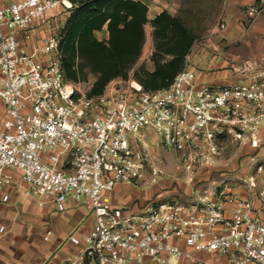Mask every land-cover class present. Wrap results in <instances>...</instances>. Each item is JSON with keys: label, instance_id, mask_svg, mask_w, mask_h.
I'll return each mask as SVG.
<instances>
[{"label": "built area", "instance_id": "2783aa9c", "mask_svg": "<svg viewBox=\"0 0 264 264\" xmlns=\"http://www.w3.org/2000/svg\"><path fill=\"white\" fill-rule=\"evenodd\" d=\"M72 8L69 0H0V102L7 110L0 119V189L18 177L41 207L86 206L95 217L84 239L86 264H179L196 253L264 264L262 210L215 167L230 149L245 148L244 156L258 160L257 173L264 172V62L222 84L185 66L158 91L116 79L88 98L61 68L60 32ZM262 15L264 0L248 4V27ZM40 28L47 31L42 43L28 49ZM157 147L177 153L196 194L113 207L107 195L118 185L162 181ZM256 176L237 179L256 189ZM257 196L264 206V189Z\"/></svg>", "mask_w": 264, "mask_h": 264}, {"label": "crops", "instance_id": "0c3cea01", "mask_svg": "<svg viewBox=\"0 0 264 264\" xmlns=\"http://www.w3.org/2000/svg\"><path fill=\"white\" fill-rule=\"evenodd\" d=\"M141 1L148 5L150 19L165 10L174 16L181 14L183 0ZM46 34V29H38L28 49L40 45ZM96 36L100 40L107 39L109 36L107 27L97 31ZM154 51L153 27L148 24L145 45L135 68L145 64L149 70H154V64L151 61ZM192 51L187 56V64ZM198 76L205 82H216L212 80L211 74L202 72ZM6 116L7 110L0 102V119ZM256 175L258 188L251 189L239 182L236 177L233 181L238 183L233 191L242 198L253 200L255 208L262 210L260 215H263L264 206L259 201L257 193L259 189H264V172ZM185 184L177 186L170 178L155 186L144 188L120 184L107 196L115 208L143 207L154 198L193 196L196 193L195 190ZM226 215L231 216L230 209L227 210ZM94 225L95 217L84 205L70 202L65 211L57 210L52 203L43 207L39 206L34 198L24 193L20 179L17 177L13 185L0 189V264H86L84 239ZM73 237L78 238L80 243H74ZM145 264L156 263L147 261ZM179 264L229 263L227 257L222 254L196 253L195 258L181 260Z\"/></svg>", "mask_w": 264, "mask_h": 264}, {"label": "trees", "instance_id": "16d2710c", "mask_svg": "<svg viewBox=\"0 0 264 264\" xmlns=\"http://www.w3.org/2000/svg\"><path fill=\"white\" fill-rule=\"evenodd\" d=\"M69 1L73 8L60 32L61 68L67 82L90 86L88 98L104 94L116 79L133 78L145 90L158 91L169 87L185 68L197 38L180 14L165 10L150 19L149 7L141 0ZM148 24L153 27L154 70L145 64L136 69ZM105 27L109 36L100 40L96 32Z\"/></svg>", "mask_w": 264, "mask_h": 264}, {"label": "rangeland", "instance_id": "374dc122", "mask_svg": "<svg viewBox=\"0 0 264 264\" xmlns=\"http://www.w3.org/2000/svg\"><path fill=\"white\" fill-rule=\"evenodd\" d=\"M254 1L183 0L180 15L194 29L197 38L186 66L198 74H211L216 84H222L242 77L241 71L256 62H264V15L259 17L253 27H248L245 20L247 5ZM117 81L129 85L133 78ZM76 88L86 93L90 86L82 84L76 85ZM155 150L153 154L160 158L159 164L165 174L161 182L169 178L177 186L190 182L191 175L181 166L172 148L157 147ZM247 151L245 148L230 149L228 154L216 162L215 167L223 172V178L233 180L237 176L257 174L255 163L258 160L251 162L250 157L244 156ZM216 174L218 178L220 174ZM166 199L182 200L184 197L177 195Z\"/></svg>", "mask_w": 264, "mask_h": 264}]
</instances>
